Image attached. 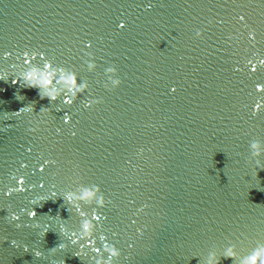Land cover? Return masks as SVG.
Returning a JSON list of instances; mask_svg holds the SVG:
<instances>
[{
	"label": "water",
	"instance_id": "95a60500",
	"mask_svg": "<svg viewBox=\"0 0 264 264\" xmlns=\"http://www.w3.org/2000/svg\"><path fill=\"white\" fill-rule=\"evenodd\" d=\"M25 51L75 75L56 85L73 103L13 82ZM262 59L264 0H0V264H95L61 232L81 225L70 190H91L78 203L101 214L94 246L115 244L113 264H242L264 248Z\"/></svg>",
	"mask_w": 264,
	"mask_h": 264
},
{
	"label": "clouds",
	"instance_id": "9594fccd",
	"mask_svg": "<svg viewBox=\"0 0 264 264\" xmlns=\"http://www.w3.org/2000/svg\"><path fill=\"white\" fill-rule=\"evenodd\" d=\"M240 19H243V17H240ZM120 27H124V22L121 21ZM87 46L90 47L91 43L88 42ZM10 52H5L4 56L7 58L10 56ZM44 52H29L25 51L23 53V56L26 58L24 63L28 65L26 70L22 71L19 73V76L15 78L13 81L14 83L16 81H20L22 78L24 82L30 86V87H36L40 90V96L41 98H49L51 101H56L61 95L64 96V102L66 104H71L75 100H73L71 97H69L67 94L63 93L58 87H56L57 84H59L61 81H63L66 84H70L73 86H76L80 84V82L76 79L75 75L72 74L70 77L65 76L64 73V67L60 65H53L51 60H45V63L43 66H39L38 64L33 63V60L39 56L40 58L45 57ZM261 64H264V59L260 60ZM253 71L256 70L255 65H253L252 68ZM0 79H4L3 74H0ZM84 86L80 85L78 88V91L83 92ZM68 91H71V88L68 89ZM173 91H175V88H173ZM257 91H264V84H258L257 85ZM264 103V101L258 100L254 106V111H258L261 104ZM90 105V104H89ZM25 110L27 111H32L33 107L31 105L21 108L19 112H16L17 115H19L21 112H24ZM43 111V109H41ZM65 123L69 122L71 120V116L68 114H65ZM34 131V129H32ZM251 147L255 149L253 152L254 156H260L264 154V151L261 150L259 142L258 141H253L251 144ZM45 163H49V161H46ZM258 166H260V162L258 161L256 163ZM26 166V165H23ZM44 165L40 166V170L43 171ZM24 183V177H20L19 184L23 185ZM42 186V185H41ZM17 191H22L24 190L23 187H20L18 189H15ZM96 190H99V185L96 186ZM13 189H9L5 195H11ZM89 192L91 190H88V192L85 193H76L75 191H68L64 193V198L67 200L70 204H72L76 211L80 214L82 217L81 220V225L78 231L76 230H70L67 225L62 226V234L65 236H68L69 232L71 231V239L73 244L79 243L81 239H84L86 241L87 246H92L93 251L97 254H99L98 258L94 257L93 259L95 260V264H113V258H117L121 255V250L115 245L110 242H108L107 237L102 234L101 239L104 241L103 243V250L100 247H95V228H96V222L100 220L101 214L97 210L94 212L91 216L90 219H84V217L87 216V213H85L82 208L79 206V201L83 199H88L89 198ZM53 195H56V193H53ZM94 195V193H92ZM42 201H45V197H38L34 200L31 201V203L40 205ZM102 203V200H101ZM23 211H27L28 215L30 218H35L37 213L35 208H32L30 211L22 209ZM12 220H19L20 215L18 213H12L11 214ZM106 218V217H105ZM39 226V225H37ZM17 227H21V225L17 224ZM49 225L44 226L43 228V233L45 234L49 230ZM15 244L16 242L13 241ZM86 245H81V251H83V248ZM25 250H28V246L25 245ZM68 247L67 243H61L57 247L50 249L52 252L59 251L61 249H65ZM103 252H106L108 255L105 257ZM35 255L37 257H40L43 255V253L39 250L36 251ZM79 255V254H78ZM225 257H230L234 258L235 257V250L234 248L229 251L228 253L225 254ZM213 264H219V260H214ZM242 264H264V248H257L253 250V252L244 258L242 261Z\"/></svg>",
	"mask_w": 264,
	"mask_h": 264
}]
</instances>
